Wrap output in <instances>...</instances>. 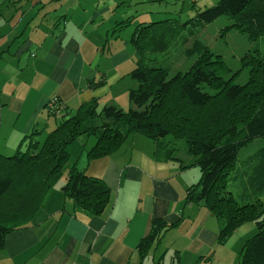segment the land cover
Segmentation results:
<instances>
[{
	"label": "crops",
	"instance_id": "obj_1",
	"mask_svg": "<svg viewBox=\"0 0 264 264\" xmlns=\"http://www.w3.org/2000/svg\"><path fill=\"white\" fill-rule=\"evenodd\" d=\"M118 1L0 0V152L13 153L24 135L48 127L45 104L52 97L71 111L92 98L116 104L127 97L138 55L130 36L113 31L126 15L118 13ZM140 14L135 19L149 20ZM75 162L108 186V206L90 215L53 187L31 223L6 235L0 264H166L167 253L171 264H238L255 231L244 223L219 244L217 219L184 202L188 168L157 159L143 135H131L110 156L80 155ZM152 218L177 225L140 261L137 244Z\"/></svg>",
	"mask_w": 264,
	"mask_h": 264
},
{
	"label": "trees",
	"instance_id": "obj_2",
	"mask_svg": "<svg viewBox=\"0 0 264 264\" xmlns=\"http://www.w3.org/2000/svg\"><path fill=\"white\" fill-rule=\"evenodd\" d=\"M139 15L130 14L113 31L120 33ZM220 17L228 20L224 30L235 28L250 39L264 35V0H218L187 20L195 34L189 44L184 42L180 54L192 61L184 70H173L156 55L170 48V41L153 32L158 22L139 20L130 35L138 57L129 73L135 84L128 89L127 109L114 103L99 106L97 98L73 111L58 97L46 102L49 116H61L57 124L24 135L11 155L0 152V250L8 233L31 223L64 175L63 194L75 209L96 215L110 203L111 192L103 180L70 162V143L93 135L95 141L86 149L91 161L110 156L128 137L140 134L154 143L157 159L176 161L182 170L198 166L200 178L186 188L184 202L203 206L217 219L219 244L244 223H253L255 233L244 240L238 264H264V199L239 203L227 189L239 149L264 137V54L244 55L241 69L247 66L249 76L244 83H235L240 69L231 71L221 55L196 37ZM89 83L96 88L103 80ZM180 140L186 162L175 152ZM258 154L248 182L264 190V146ZM176 225L152 218L148 233L137 244L140 261Z\"/></svg>",
	"mask_w": 264,
	"mask_h": 264
},
{
	"label": "rangeland",
	"instance_id": "obj_3",
	"mask_svg": "<svg viewBox=\"0 0 264 264\" xmlns=\"http://www.w3.org/2000/svg\"><path fill=\"white\" fill-rule=\"evenodd\" d=\"M118 13L126 11V16L141 11H145L149 20L158 22L156 27L152 26L153 32L160 37V39L170 41V48L163 53H156L159 59H162L165 64H170L173 70H184L190 65L191 59L181 56L180 49L189 44L194 37L192 25L187 23V20L196 15L199 10H203L217 3L218 0H119ZM118 1V2H119ZM165 20V21H164ZM228 22L226 17H220L214 22L207 24L196 33L203 43H205L213 52L221 55L231 71L239 73L235 76V83H244L248 79V67L241 69V58L250 53L264 54V35L260 34L254 39H250L245 33L238 31L235 28L223 29ZM138 23V20H133L130 24L123 28L122 35L130 36ZM187 42L184 44V42ZM148 54H150L148 52ZM249 57V56H248ZM230 75V74H229ZM228 76V75H227ZM116 105L124 109L128 108L127 97L122 96L116 99ZM105 100L99 104L102 106ZM61 116L50 117L48 129L53 128ZM55 120V121H54ZM47 132V131H46ZM45 132V133H46ZM95 141L93 135H82L74 140L67 147L70 153V162H74L82 155L85 159L86 149H88ZM264 146V137H256L247 145L241 147L238 152V160L235 167L230 171L227 189L232 191L239 203L251 202L255 198L264 199V190L254 189L248 182L249 175L253 168L258 164V151ZM184 162L188 160L185 154V145L183 140L177 143V150L175 151ZM11 155L12 153H7ZM186 170V169H185ZM186 177L189 184L197 182L200 178V170L198 166L188 168ZM65 175L53 186L58 189H64ZM53 188V189H54ZM191 203H189L190 205ZM255 233V232H254ZM249 233L247 237L253 235ZM159 249V248H158ZM157 261L159 260L156 256ZM151 264V260L146 263ZM154 260L153 262H157ZM166 264H171L170 253L166 255Z\"/></svg>",
	"mask_w": 264,
	"mask_h": 264
}]
</instances>
